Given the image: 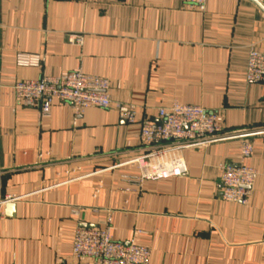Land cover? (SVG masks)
I'll return each instance as SVG.
<instances>
[{
	"label": "crops",
	"instance_id": "crops-1",
	"mask_svg": "<svg viewBox=\"0 0 264 264\" xmlns=\"http://www.w3.org/2000/svg\"><path fill=\"white\" fill-rule=\"evenodd\" d=\"M264 5V0H261ZM77 37L81 38L77 42ZM264 53V11L251 0H0V173L15 216L0 220V264H93L73 254L79 228H105L150 250L148 264H264V87L247 81ZM80 71L105 78L112 107L49 114L12 86ZM134 106L130 124L117 105ZM217 112L251 138L258 178L249 203L221 198V166L242 140L180 153L183 176L145 180L142 121L160 109ZM5 212V209H4Z\"/></svg>",
	"mask_w": 264,
	"mask_h": 264
},
{
	"label": "built area",
	"instance_id": "built-area-1",
	"mask_svg": "<svg viewBox=\"0 0 264 264\" xmlns=\"http://www.w3.org/2000/svg\"><path fill=\"white\" fill-rule=\"evenodd\" d=\"M182 1L200 11L205 9L206 0ZM76 40L80 42L81 38L77 37ZM247 81L264 87V53L251 50ZM12 90L23 105L39 106L44 115L50 113L55 100L72 105L79 114L91 107H112L109 81L80 71L37 81H19L12 86ZM117 110L126 122L134 124L137 121V110L134 106L118 104ZM140 126V140L144 152L129 163L140 169L141 178L145 180L169 179L186 174L187 168L180 157L185 149L203 148L228 140H242L240 163L221 166V198L240 205L249 203L258 173L245 162L253 154L251 138L262 130L229 132L219 123L217 112L201 106L179 104L160 109L157 121H142ZM15 199L17 198L3 196L0 173V220L5 217V206ZM73 254L78 259L91 260L93 264H148L150 258L147 247L135 242L114 240L110 226L79 228L74 237Z\"/></svg>",
	"mask_w": 264,
	"mask_h": 264
},
{
	"label": "water",
	"instance_id": "water-1",
	"mask_svg": "<svg viewBox=\"0 0 264 264\" xmlns=\"http://www.w3.org/2000/svg\"><path fill=\"white\" fill-rule=\"evenodd\" d=\"M255 4H257L263 11H264V5L261 3V0H251ZM15 204L8 203L5 206V215L7 217H14L15 216Z\"/></svg>",
	"mask_w": 264,
	"mask_h": 264
}]
</instances>
